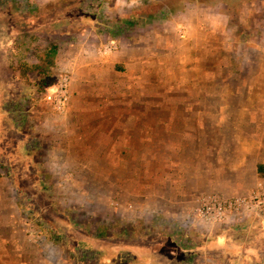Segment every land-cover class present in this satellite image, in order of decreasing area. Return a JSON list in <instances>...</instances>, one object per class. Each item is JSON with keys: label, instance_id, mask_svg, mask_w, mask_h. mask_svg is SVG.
<instances>
[{"label": "rangeland", "instance_id": "rangeland-1", "mask_svg": "<svg viewBox=\"0 0 264 264\" xmlns=\"http://www.w3.org/2000/svg\"><path fill=\"white\" fill-rule=\"evenodd\" d=\"M181 1H185V8L174 16L171 5ZM76 2L4 0L0 7V264H99L90 257L80 258V252L87 251L96 253L95 257L101 264H111L113 248H125L127 243L135 246L143 242L142 236H152L157 231L152 220L158 215L172 216L175 221L173 224L182 231H192L194 234L195 227H199L190 222L189 213L198 197L206 191L186 204H182L183 200L175 201L172 196V199L165 198L171 193L168 191L170 187L173 189L185 185V158L161 156L152 161L149 158L117 157L121 146L125 148L124 145L129 144L134 149L135 144L139 143L131 142L132 134L123 135L127 141L119 142V136L115 141L112 136L110 141L111 124L104 119L105 109L98 111L97 108L84 107L64 117L54 116L51 97L55 85L66 71L65 65L76 60L79 54H89V51L101 45L99 43L95 47V40L87 38L95 35L89 34L87 25L73 18L75 11L71 10ZM112 3L117 15L129 20L140 16L143 27L146 23L144 15L150 16L152 5L158 10L162 5L172 8L167 11L169 19L164 20L163 24L167 22L164 25L156 24L155 18H151L155 24L150 28L156 29L153 37L147 36L143 42L133 40L136 35L124 39L122 43L112 41L116 45L112 53L123 51L128 57L137 51L141 53L143 49L148 61H151L152 53H157L155 55L160 61L157 65L162 70L159 75V93H152L155 89L152 83L155 84L156 80L152 82L149 76L155 71L150 64L149 73L144 77L139 75L135 66L129 71H114V74L110 70H102L97 79H88L87 82L77 80V86L72 88L70 105L113 101L131 104L195 101L198 104V99L194 100L195 95L183 92L187 84L184 76L188 63L185 59L190 49L184 43V26L190 21L195 23L194 33L200 40L204 33L199 22L210 16L219 19L217 13L221 10L227 12L226 18L230 23L240 21L242 34L246 35L245 39L250 38L252 43H240L238 51L245 50L242 52L249 54L237 60L236 64L231 63L244 73V83L253 79L257 85L264 86L263 78H252L257 73L256 59L264 54V35L260 30V34L255 30L264 24V0H112ZM257 5H261L262 10H256ZM245 29H252L256 34L249 35ZM129 33L131 30L126 35ZM109 36L99 35L98 39L106 41L110 39ZM211 37L212 40L219 39L214 34ZM254 39L258 40L259 45L253 44ZM170 41L173 44L169 43L166 47L165 44ZM53 42L60 46L52 64L54 81L51 85L45 84L38 88L33 86L37 79L36 72L17 70L15 65L19 58L26 55L32 61L44 64ZM18 44L19 47L13 51V47ZM151 44H155V47L151 48ZM168 47L172 48L170 52ZM198 50L200 52V46L195 51ZM233 50L236 47L232 46ZM110 82L119 86L120 95L111 94ZM205 82L208 86L215 84L214 80L207 79ZM172 85L176 86V91L171 89ZM206 105L210 118L220 116V112L213 108L216 105L213 97ZM138 110L132 109L134 113ZM132 111L128 110L129 113ZM161 112V117L166 118L171 110L164 104ZM228 112L233 114L234 111ZM228 112L221 114L226 115ZM239 112L235 111V114ZM247 112L245 116H264V110L259 108ZM65 118L67 120L64 122ZM126 128L128 131L134 130L130 124ZM210 128L209 139L213 140L215 137L210 136L217 130L212 131ZM223 128L232 127H219V134L225 135ZM234 128L239 130L242 141L248 139L251 143L252 138H255L259 147L257 159L263 161L264 147L260 148V143L264 142V126ZM168 132V126L160 125L162 154L167 153ZM227 133L231 135L232 131ZM109 148L112 150L109 151ZM114 150L117 152L113 153ZM211 151L209 148V180L220 179L226 185V179H231L232 171L229 166L222 165L223 161L225 165L232 159L216 158ZM110 152L113 153L112 157ZM127 161L129 166L123 164ZM148 162H152V165L154 162V165L149 166ZM247 168L251 166H245V172H242L244 178L252 179L251 171H247ZM216 172L220 174L219 179ZM245 181L238 179L241 184ZM252 186L210 190L232 197L248 194ZM147 198L157 204H146ZM259 216L248 217L247 220L251 221L246 226L236 227L234 222H228L224 226L208 228V231L222 230L229 235L228 239H222V244L208 238L214 241L211 247L217 251L220 245L230 242L237 251V257L247 256V264H260L258 260L264 261V216ZM129 254L135 261L136 258Z\"/></svg>", "mask_w": 264, "mask_h": 264}, {"label": "crops", "instance_id": "crops-1", "mask_svg": "<svg viewBox=\"0 0 264 264\" xmlns=\"http://www.w3.org/2000/svg\"><path fill=\"white\" fill-rule=\"evenodd\" d=\"M256 10H262V6L257 5ZM217 15L219 19L210 16V18H206L202 22H199L202 28L201 31L204 33V36L201 37L200 40L197 39V35L194 33L195 23L190 21L189 23H185L184 26L186 33L184 43L185 46H189L190 49L187 51L189 54L186 53L187 58L185 59L188 63L187 69L185 68L184 76L187 78V84L183 87V92L195 95L194 100L198 99L197 103L199 105L196 104L195 101L184 103H161L159 101H152L136 104H131L125 101H113L105 104L94 102L75 105L74 103L69 106V109L65 114H57L53 112V114L55 113L54 116L64 117L71 111L81 110V108L84 107H87L88 109L97 108L98 111L105 109L104 119L109 120L111 124L109 140L111 141L113 136V140L115 141L119 136V142L127 141L123 135L132 134L133 138H130L131 142L139 143V145L135 144L134 149L129 147V144L128 146L127 144L124 145L125 148L121 146L117 157L149 158L152 159V161L153 159L161 158V156L185 158V185L174 187L173 189L170 187V190L168 189V191L171 193L166 196V193L164 194L165 198L170 199L172 196L176 199L175 201L183 200L184 203L182 204H186L189 200L192 202V200L197 198L204 191L218 193L217 191L210 190V188L225 190L230 188H246L253 185L250 188L252 189L256 183H254L255 179L260 178L258 164H264V160L261 161L257 159L259 147L257 146L255 138H252L251 143L248 139L242 141L238 134L239 130L234 128L250 125L264 126V116L259 118H255L251 114L245 116L248 113L247 111H253L258 108L264 110V86L257 85L253 79L244 83L242 81L244 73L233 64H236L237 60L246 57L249 54V52H242L245 50H242L241 52L238 51L237 46L240 43H243L244 45H252V43L250 38L247 37V39H245L246 35L242 34L243 29L240 30L239 27L240 21L237 20L230 23L226 18L227 12L224 10H221ZM166 23L167 22L164 24ZM262 26L263 27L260 25V27L255 30H257L259 34L262 32V35H264V24ZM172 28L174 29L175 26H172ZM245 30L249 35L256 34L252 29ZM155 31L156 29L151 28L141 30L133 40L139 39L143 42L145 41V37L146 40L148 38L147 36L153 37ZM88 32L89 34L95 35V37L93 36L92 38L87 37L90 40H95V47L99 43L101 45H99L97 49L95 48L96 50L89 51V54H79L76 57V60L70 61L69 64L65 65V70L70 71L72 74L71 96L73 86L74 88L75 85L77 86V80L78 82H87L88 79L92 81V79L94 80L99 77L102 70H110L113 72L112 74H114V71H129L133 66L138 70L140 73L139 75L144 77V75L149 73V64L151 68L155 69V71H151L152 73L149 75L153 80L152 82H154V79L156 80L155 84L152 83V87L155 85V89L153 88L152 93H159V75L162 70L161 67L159 68L157 65V63L160 64L157 55H155L157 53L151 54V61H148L147 57L143 55V49L141 50V53L140 51H137L135 55H128V57L123 51L112 53L113 50L106 51L105 46L108 44H114V42H112L113 40L120 43L124 40L118 41L110 37V39L103 41L98 39L99 35L90 27L88 28ZM213 34L218 36L219 39L212 40L213 37L211 36ZM126 39L130 38H125V40ZM263 40L264 36L262 38V41ZM257 41L258 40L254 39L253 44L256 45L257 43V45H259ZM169 43L173 44L170 41L165 44V46H169ZM151 45V48L155 47V44ZM197 46H200V52L199 50L195 51ZM232 46L236 47V50L232 51ZM171 50L172 48L168 47V51L170 52ZM256 61L258 63L257 73H254L252 78L259 76L264 79V54L262 57H258ZM207 79L214 80L215 86L211 84L208 86L205 82ZM109 84L112 87L111 94L114 95L115 93L116 95H120L118 92V90H120L119 86L114 82H110ZM172 86L171 89L176 91V86ZM212 97L216 103L213 108H215L217 112H220V116L218 115L217 117L210 118L208 116L209 107L206 103H208ZM164 104L165 106H168L169 110H171L166 118L161 117V109ZM132 109H139L140 111L138 110L137 113H134ZM128 110H131L132 112L129 113ZM231 110L234 111L233 114L228 112ZM196 111H198L200 115H198ZM235 111L240 112L239 114H235ZM222 112H228V114H221ZM66 120L67 119L65 118L64 122ZM127 124L134 126V130L128 131L126 128ZM160 125L168 126L169 128L167 137V143H169V145L165 150L167 153L164 154L161 153L163 149L161 147L163 145L161 146L159 143ZM209 126H211L210 129L212 131L217 130L214 135L210 136L215 137L213 140L209 139ZM225 126H231L232 128H223L225 135L219 134L218 128ZM117 127L119 129H117ZM230 131H232V133L231 135H228L227 132ZM247 132H250V130ZM222 137H224L225 140H223ZM263 147L264 142H261L260 148ZM209 148L212 150L211 154L216 156V158L232 159L231 162H227L225 165L224 163L226 162L223 161L222 165L229 166L230 171H232L231 179H226V185H223V181L219 179L220 174H217V172L216 174L219 181L209 180ZM110 150L112 149L109 148V151ZM115 152H117V150L113 151V153ZM110 153L112 157L113 153ZM151 163L152 162H148V165H152ZM123 164L129 166L128 161L123 162ZM245 166H251V168H247V171H251L250 174L252 179L244 178L243 173L245 172ZM236 175L238 176L237 178ZM238 179H246V181L241 184L238 182ZM146 188H148V186ZM149 188H152V186ZM247 193H249V191ZM147 199L146 204H157V202L155 203V201H152L150 198ZM194 204L195 203L192 205ZM152 221L153 227L157 231L155 230L156 232H153L152 236H142L143 242L137 243L135 246H130L127 243L125 245L126 260L131 259V255L129 254L131 253L136 258L135 264L249 263L247 256L237 257V251L234 250L233 244L230 242L220 245L221 247L217 251L211 247V244L214 241H209L208 238L218 240L221 244L224 237L227 239L229 238V235L226 234L225 231L207 230L208 228H213L215 226L195 227L196 229H194L195 232L193 234L192 231H182L180 230V227H175L173 224L175 221H173L172 216L161 214L156 216ZM220 226H224V224L216 225V227Z\"/></svg>", "mask_w": 264, "mask_h": 264}, {"label": "trees", "instance_id": "trees-1", "mask_svg": "<svg viewBox=\"0 0 264 264\" xmlns=\"http://www.w3.org/2000/svg\"><path fill=\"white\" fill-rule=\"evenodd\" d=\"M3 1L4 0H0V7ZM112 4H113L112 0H77V2L73 4L75 7H73L71 11L72 12L75 11L73 18H75L78 23L87 25L88 28L90 27L94 32H96V34L100 36L110 35L109 37L121 41L124 40L125 38H131L132 36L139 34V32L143 30V28L149 29L151 26H154L155 23L156 24L162 23L165 19H169L167 18V11L170 10L171 8L170 5L167 6L162 5V7L160 6L158 10L157 8L156 9L154 8V5H152L151 14H149L150 16L146 14L144 15L146 23L145 26L143 27L142 24H140V19H141L140 16H138V18H133L129 20L126 17L117 15V13H115L113 10ZM171 6L173 8L171 12H174L173 14L174 16H176L179 12L184 10L185 1H181V3L178 2L176 3V5H171ZM67 14L69 15V13ZM151 18H155L154 20L155 23H153V20ZM66 19L69 18L67 17ZM129 30H131V33L126 35V33ZM19 45L20 44H18L17 46L15 45L12 50L16 51ZM59 47L60 46L58 44H55L54 42L50 45L46 53L47 59L44 64L36 63L32 61L31 57H27L26 55L18 59L15 65V69L23 70L24 72L27 71L36 72L35 74H37V79L35 80L33 86H37L38 88H41L45 84L51 85L53 84L54 81V77L52 75V64L59 51ZM258 173L260 177H264L263 163L258 164ZM255 216L260 217L259 215H255ZM249 221L251 220L244 219L243 221L240 222H234L233 225L236 227L246 226V223H248ZM113 250H114V257L111 259V264L136 263L135 261H133V259L126 260L127 257L123 256V254L126 253L125 248L117 246L115 249L113 248ZM79 255L81 259H87L90 257L94 259L95 262L97 260V263L101 264L98 261V259H96L97 257L95 256L97 255L94 252L91 251L82 252V253L80 252ZM258 261L260 264H264V261H260V260Z\"/></svg>", "mask_w": 264, "mask_h": 264}, {"label": "built area", "instance_id": "built-area-1", "mask_svg": "<svg viewBox=\"0 0 264 264\" xmlns=\"http://www.w3.org/2000/svg\"><path fill=\"white\" fill-rule=\"evenodd\" d=\"M115 44L105 46L112 51ZM72 74L64 71L52 94V109L65 114L71 102ZM264 214V178L258 179L246 195L227 197L219 193H202L189 213L190 222L197 226H216L240 222L250 216Z\"/></svg>", "mask_w": 264, "mask_h": 264}]
</instances>
